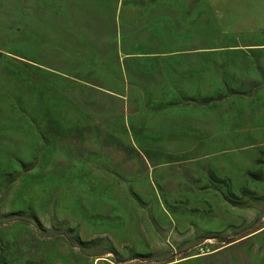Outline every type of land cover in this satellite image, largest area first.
<instances>
[{
  "label": "rangeland",
  "instance_id": "374dc122",
  "mask_svg": "<svg viewBox=\"0 0 264 264\" xmlns=\"http://www.w3.org/2000/svg\"><path fill=\"white\" fill-rule=\"evenodd\" d=\"M0 264H264V0H0Z\"/></svg>",
  "mask_w": 264,
  "mask_h": 264
},
{
  "label": "trees",
  "instance_id": "16d2710c",
  "mask_svg": "<svg viewBox=\"0 0 264 264\" xmlns=\"http://www.w3.org/2000/svg\"><path fill=\"white\" fill-rule=\"evenodd\" d=\"M222 241L225 242V243H230L231 242L230 239H222Z\"/></svg>",
  "mask_w": 264,
  "mask_h": 264
}]
</instances>
